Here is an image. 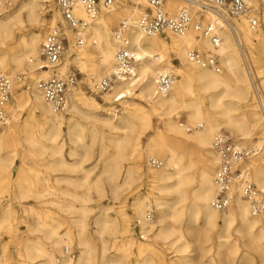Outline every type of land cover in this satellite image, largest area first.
<instances>
[{
	"label": "bare ground",
	"instance_id": "1",
	"mask_svg": "<svg viewBox=\"0 0 264 264\" xmlns=\"http://www.w3.org/2000/svg\"><path fill=\"white\" fill-rule=\"evenodd\" d=\"M52 1L54 0H0V12L4 9L18 8L16 12L9 16L1 17L2 13H0V73L13 76L18 71L23 73L38 71L37 76L42 77L40 79H45L66 75L71 67L69 65L74 63L84 73L87 82L92 85V83L103 78L104 74H108L116 64V52L120 42L111 31L112 20L122 12L121 9L126 7L128 2L137 3V7H133L127 13L123 11L122 13L125 16L121 18V21L123 19H135L143 11L138 7L145 6L142 0H117L111 9L102 10L105 14H99L94 19L89 18L81 6L77 7L75 14L78 17L87 19L89 25L82 34L83 44H73L74 35L69 31L70 44L64 62L62 61V64L57 67L46 69L41 65L43 62L40 57L44 38L41 31H37L35 28L44 25L41 9H45ZM249 1L253 4L251 0ZM165 2L169 14H174L184 8L197 20H201V16H204L203 23L217 20L215 11L204 0H164ZM256 13L258 16V12ZM240 17L241 20L238 24H236L234 19L237 35L226 24H220L217 27L218 34L221 37L218 46L213 45L208 37L203 36L192 27L184 35L166 31L163 34L147 36L137 29H130L127 32L129 47L135 49L139 59L137 76L131 80H119L113 85L111 90L104 92L103 99L106 103L110 104L114 101L124 103L125 110L122 113L123 120L121 124L113 123L110 118H103L101 121L109 129L124 133L119 137H111L109 140L113 153L109 157L110 164L106 165V168L108 167L109 169V180L111 185H113L111 189L115 198L119 197L123 186L141 183L144 180L142 138L152 128L153 115L158 116L163 122L162 129L157 130L156 134L149 139L146 150L150 159L161 157L166 160L165 166H163V161V167L151 169L147 176L153 183L151 195L159 213L156 224L146 223L152 220H147L146 218V209L151 207L146 204L145 197L136 198L132 205L135 214L141 218L144 216L141 221H138V224H143L144 232H152L156 237L171 240L175 232L168 221L177 222L179 219L182 220L183 212L188 210L196 219H201L202 227L206 233L215 230L218 231V235L221 232L228 233L230 227L238 222L243 236H246L249 240V245L264 253V220L251 214L249 203L242 197L240 187L235 192L233 202L228 210L219 212L211 205V200L216 193V185L214 183L216 169L214 170L213 166L219 163L218 155L212 145L213 139L217 134L213 139L212 136L223 127H228L240 135L239 139H252L258 125L251 121V117L248 114L235 113L239 110V104L246 102L250 89H252L253 97L264 115V91L259 81V78L264 76L262 75L264 72L256 68V61L254 60L256 54L253 50L254 41L259 39V35L257 34L256 38H254L248 25L247 16L242 15ZM54 22L52 18L50 23L54 24ZM28 26L34 28V30L29 35L23 34L21 40L15 44L17 33L25 31ZM86 33L90 34L92 44L87 43L88 37ZM237 36L243 45L245 54L241 50ZM74 45L75 50L71 51L70 49ZM192 49H197L206 55L212 54L216 56L224 71L216 72L190 63L188 61V52ZM245 55L251 65V71L245 64ZM28 60L34 63H30ZM174 60H178L179 64H175ZM171 71L175 74L171 89L166 94L157 93L158 74ZM35 85L37 89L34 92V97L31 98V118L25 120L23 127H31L39 133L36 134L33 130L25 137V141L30 148V152L37 156L40 155L36 152L37 147L51 150L50 157L61 155L65 119L61 114L65 113L69 107L79 111L81 106H87L92 101L99 106L101 104L95 100L89 103V99L81 95L82 90L72 87L67 95L66 110L57 112L46 100L43 92L37 87V82ZM257 88H260L261 91L260 98L256 95ZM137 91L139 92L138 94ZM15 93L16 88L13 91L16 104L13 103L12 105L9 102L6 107V111H9L13 119L16 118L19 111H23L24 107L31 105L28 100L30 98L26 94ZM135 94L139 95L144 102H147L148 108L143 106V104L139 105L140 103L129 102L128 98ZM206 106L215 111L216 114L223 116L225 120L220 123H214L207 116ZM35 112H41V116L32 122L31 119L36 115ZM181 113L187 115L186 120L190 125L199 124V128H193V131L190 132L191 128L188 131V126L178 120ZM262 117L264 121V116ZM69 121L70 124L68 123L69 126L67 127L68 135L71 137L75 135V130L80 126V121L72 124V120L70 119ZM6 123H8L7 128L0 132V150L11 133L12 126L8 117L4 122V126ZM4 126L2 125L0 129ZM168 137H171L177 144L194 142L201 148L208 149V153L212 156L208 159V162L203 163L198 168L197 178L189 172L193 167L192 163L183 161V156L177 152L173 143H169ZM238 143L243 145L241 142ZM105 146L108 147V145ZM255 146L260 148L261 151L250 161L252 168L250 179L254 180L259 189H264V152H262L264 150V141L260 139L255 143ZM12 162L13 158L6 162L0 158V168L10 166ZM148 164L150 165L149 160ZM119 179L122 183H118ZM195 181L196 186L191 187ZM123 191L125 192V190ZM170 193L176 194L175 201L171 203L166 197ZM83 200L86 201V198ZM124 208L125 206L122 205L121 211H124ZM84 211L86 210L84 209ZM171 211L172 214L170 215L169 212ZM5 212V216H10L12 213L10 209ZM53 213L48 211L42 216L39 214L37 221L38 228L46 232L45 236L49 240L48 247L41 245V243L38 245L36 243L35 245L32 244L34 247L33 249H28L30 250L28 251V257L32 260L34 259L32 256L36 254L42 258L41 264H58L56 252L62 253V247L70 246L76 239L82 247L79 259L73 262L72 258L66 254L61 264H90L92 249L84 236L86 230L85 218L74 220L77 232L68 225L61 231L62 220L60 221L58 216ZM220 213H223V216H220ZM112 216L105 214L103 218L96 221L101 235L108 233L116 237L121 232V223L116 217ZM53 221H57L58 226L53 225ZM191 227L188 223L185 230L190 233ZM177 228L181 227L177 226ZM177 231V237L171 242L173 245H176L177 242H182V244L176 245V251L182 253L181 259H187L189 242L182 229ZM123 232L128 235L130 243L134 244V238L130 230L127 229ZM218 237L225 236L219 235ZM207 238L210 239L211 237L209 238L207 235ZM219 246L222 247L223 243L220 242ZM147 247L148 245L146 246L144 242L137 245L140 252L147 250ZM31 250L34 252L32 253ZM220 254L222 256V253ZM262 262L264 264V259ZM141 264H144V262Z\"/></svg>",
	"mask_w": 264,
	"mask_h": 264
},
{
	"label": "rangeland",
	"instance_id": "2",
	"mask_svg": "<svg viewBox=\"0 0 264 264\" xmlns=\"http://www.w3.org/2000/svg\"><path fill=\"white\" fill-rule=\"evenodd\" d=\"M251 1L258 12L260 20V26L257 29H251L254 38H256L255 36L257 34L259 35V39L254 41L255 45L253 50L256 54L254 60L256 61V68L264 72V0ZM136 4L128 2L127 6L121 10L127 13L131 11L133 7H137ZM138 8L144 10L145 6H139ZM17 9L18 8L11 10L4 9L0 12L2 13L1 17L9 16L16 12ZM41 11L44 25L36 27L35 30L41 31L42 37L44 38L49 29L55 25L59 11L54 1L50 2L45 9L42 8ZM166 11L168 10L166 9ZM121 13L116 15L112 20V32L121 21V18L125 16ZM100 14H105V12H101ZM52 18L55 21L54 24L50 23ZM240 18L241 17L235 19L236 24L240 22ZM203 19L204 16H201V20ZM33 30L34 28L28 26L25 31L18 32L15 38V44L21 40L23 34L29 35ZM86 35L89 40H87V43L92 44L90 34L86 33ZM72 43L74 44L75 40ZM70 50H75V45ZM65 58L66 56L63 62ZM28 62L34 63L31 62V60H28ZM174 63L179 64V61L174 60ZM69 66H71L70 69H73L76 73L77 85L75 88L82 90L81 95L88 98L89 103L95 100L99 102L101 106L92 101V103L87 106H81L80 110L82 113L80 110L77 111L69 107L65 113L61 114L65 118L62 134L63 145L61 155H55L54 157H50L52 153L51 150H45L41 147H37L36 151L40 154L39 156L32 154L25 141V137L33 132L34 129L31 127L24 128L23 125L25 120L31 118V98L34 97V92L37 89L35 85L37 80L42 77L37 76L38 71L33 73L18 71L12 76H24L23 82L15 85V94H26L28 98H30L28 100L31 105L24 107L23 111H19L15 119H13L9 111H7L8 120L12 128L10 130V137L2 145L0 158L4 162L13 158V162L10 166L2 169L0 168V264H41L42 258L36 254L32 256V258H34L32 260L28 257V251H30L28 249H33L34 246L32 244L35 245V243L36 245L41 243V245L48 247L49 240L45 236L46 232L45 230L41 231L37 225L39 214L42 216V214L48 211L54 212L53 214L58 216L60 221L62 220V226L60 227L61 231L68 225L77 232L74 226V220L82 217L85 218L86 230L84 236L92 249L90 264H141L142 262H144V264H263L262 260L264 259V253L249 245V240L246 236H243L238 222L230 227L228 233H219L220 236H225L220 238L216 230L206 233L205 229L202 227L201 219H196L188 210L183 212L182 220L179 219L177 222H173L172 220L168 221L173 226L175 232L171 240L177 237L178 229L184 231V235L189 242L187 259H181L183 256L182 253L176 251V245L182 244L181 241L173 245L170 239L165 240L156 237L152 232H144L143 224H138V221H141L144 216L141 218L135 214L132 205L136 198L145 197L146 204L148 207H151L150 209L153 208L155 213L154 219L146 223L156 224L159 213L154 204V198L151 195L153 183L147 176L151 169L157 167L148 164L150 156H148L146 150L149 139L156 134L157 130L162 129L163 122L158 116L153 115L152 128L142 138V149L144 151L142 169L145 175L144 180L141 183L123 186L119 197L115 198L111 189L113 185H111L109 180V169L108 167L106 168V165L108 166L110 164L109 157L113 153L109 140L111 137H119L124 133L122 131L109 129L103 124L101 119L110 118L113 123L121 124L125 105L121 103V101H114L110 104L106 103L103 99L104 93L96 95L91 92L90 88L95 82L90 85L85 79L84 73L80 71L76 64L71 63ZM222 70L224 71V68ZM105 75L107 74H104V76ZM262 75H264V73H262ZM263 80L264 76L259 78L264 91ZM138 93L137 91V94ZM137 94L128 98L129 102L140 103L139 105L143 104V106L148 108L147 102H144ZM10 103L12 105L13 103L16 104L15 96ZM238 107L239 110L235 112L236 114H248L249 117H251V121L258 125L252 139H239L240 135L228 127H223L219 132L214 133L212 139L216 134L225 132L246 147H254L255 143L260 139L264 141V121L262 117L264 115L253 97L252 89H250L246 102H241ZM206 113L208 118L214 123H220L225 120L223 116L216 114V112L212 111L208 106H206ZM35 114V116L33 115L35 118L33 117L31 119L32 122L41 116V112H35ZM70 119L72 120L71 124L80 121V126L76 128L75 135L71 137L68 135L67 127L70 124ZM186 119L187 115L181 113L178 120L181 123L183 122L186 126H189L190 124ZM7 126L8 123L0 129V132L4 131ZM190 127L192 128L190 132H192L193 128H199V124L194 126L190 125ZM34 133L37 134L39 132L34 130ZM167 139L169 143L174 144L177 152L183 156V161L185 163H192L193 167L189 172L197 178L198 168L203 163L208 162V159L212 156L208 153V149L201 148L194 142L177 144L171 137ZM105 145H108V147ZM262 152H264V150ZM158 159L164 161L163 166L166 165V160L164 158L159 157ZM217 164L213 166L214 170ZM119 181L121 180L119 179ZM119 181L118 183H122V181ZM195 186L196 181L191 187ZM123 190H125V192ZM166 197L171 203L175 201L176 194L170 193V195ZM84 198H86V201L83 200ZM122 205L125 206L124 211H121ZM7 209H10L12 212L10 216L4 215ZM84 209L86 211H84ZM147 210L148 209H146V211ZM169 213L171 215L172 211ZM105 214L109 216L113 215L112 217H116L121 223V232L116 237L108 233L101 235L98 231L99 229L96 221L103 218ZM220 214V216H223V213ZM52 223L58 226L57 221H53ZM188 223L192 226L190 233L185 230ZM177 226L181 228H177ZM127 229L130 230L134 238V244L130 243L131 241H129L128 235L123 232ZM206 234L211 238L208 239ZM142 242H144L146 246L148 245V247L147 250L140 252L137 245ZM220 242L223 243L222 247L219 246ZM73 243L70 244V246H74L77 249L76 258H72V261L75 262L81 255L82 247L78 244L76 239ZM64 250L65 246L62 247V253L56 252L55 254L58 264L62 263L63 257L66 255ZM31 251L32 253L34 252L33 250ZM220 253H222V256Z\"/></svg>",
	"mask_w": 264,
	"mask_h": 264
},
{
	"label": "built area",
	"instance_id": "3",
	"mask_svg": "<svg viewBox=\"0 0 264 264\" xmlns=\"http://www.w3.org/2000/svg\"><path fill=\"white\" fill-rule=\"evenodd\" d=\"M117 0H54L58 17L55 25L50 28L44 37L41 45L40 57L44 68H54L62 64L69 49L68 32L74 35L75 43L83 44V31L88 26V20L78 17L75 14L77 7H82L89 18H96L104 9H111ZM145 9L133 20L123 19L113 29L115 38L120 42L116 52V64L114 68L90 88L91 92L98 95L112 89L119 80H131L137 76L139 59L135 49L129 47L127 32L134 28L141 33L152 36L171 31L184 35L191 27L208 37L213 45L218 46L221 37L217 27L220 24L228 25L235 31L234 19L245 15L251 29L260 26L257 10L249 0H204L212 8L217 16L216 21L205 22L197 20L187 9H180L174 14H169L164 8V0H142ZM235 34L237 35L236 31ZM238 38V36H237ZM242 52L245 54L243 45L238 38ZM246 66L251 71L246 55L244 57ZM188 61L199 67L208 68L221 72L222 67L218 58L212 54L206 55L197 49L188 52ZM24 76L0 73V127L6 121L8 113L6 107L13 97L16 83H22ZM175 80V74L171 72L160 73L157 76L156 91L159 94H166L171 89ZM257 86L258 83L256 82ZM77 85L76 73L70 69L66 75L53 76L37 81V87L43 92L46 100L57 112L66 110L67 95L72 87ZM260 88L256 89V95L260 98ZM183 123V122H182ZM190 131L191 127H187ZM213 149L218 155L219 163L214 175L216 193L211 200V205L219 212L228 210L233 202L235 192L239 187L242 197L246 199L253 216L261 217L264 220V189L250 179L251 159L258 155L260 148L246 147L236 142L229 134L221 132L215 136L212 142ZM150 165L160 167L163 161L151 158ZM154 209H148L147 220H153ZM65 253L71 258H76L77 249L74 246H65Z\"/></svg>",
	"mask_w": 264,
	"mask_h": 264
}]
</instances>
